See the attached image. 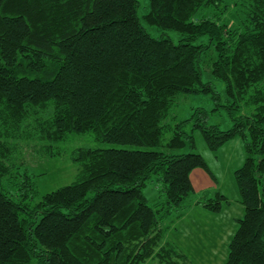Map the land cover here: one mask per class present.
<instances>
[{
	"label": "trees",
	"instance_id": "obj_1",
	"mask_svg": "<svg viewBox=\"0 0 264 264\" xmlns=\"http://www.w3.org/2000/svg\"><path fill=\"white\" fill-rule=\"evenodd\" d=\"M148 4L144 20L178 32L176 43L149 34L137 0H0V264H195L166 232L191 204L218 213L230 203L217 188L186 203L191 171L212 174L193 151L196 128L212 152L243 138L244 213L224 264H264V0ZM209 52L227 104L202 79ZM199 93L227 109L230 128L208 124L202 107L166 122L179 96ZM88 131L135 148H75V180L36 201L34 175L16 171L23 145L58 156L57 143ZM153 176L164 197L150 205Z\"/></svg>",
	"mask_w": 264,
	"mask_h": 264
},
{
	"label": "rangeland",
	"instance_id": "obj_2",
	"mask_svg": "<svg viewBox=\"0 0 264 264\" xmlns=\"http://www.w3.org/2000/svg\"><path fill=\"white\" fill-rule=\"evenodd\" d=\"M137 1L138 17L149 34L153 37H168L176 43L180 38V34L171 30L162 31L156 26L148 24L143 18V15L149 10L148 0ZM232 16L228 13L224 15L226 19H230ZM206 40L207 37L202 36L199 37L195 43H204ZM210 55H212V52L207 53L204 60L201 62L202 79L203 81L209 82L218 92L220 103L227 104L224 82L214 78L211 73L212 59L209 58ZM198 107H202L208 112V124H217L221 129L231 127L232 121L228 115L227 109L221 105L216 106L215 100L212 99L209 94L204 93L179 96L176 100V104L171 108L166 122L172 124L175 120L187 118ZM191 128V122L184 124V129L187 132H190ZM193 135L195 140V148L193 151L200 153L204 157L212 174L202 168H198L200 173L193 175L195 192L190 195L186 203L202 198V192L204 191L202 189L209 190L208 196H211L216 188L229 198L230 203H224L222 210L218 213L209 212L197 214L198 212L194 211L192 213L191 211V214L183 220L185 222L183 226L184 229L180 230V233L183 232L185 236L182 241L183 247L179 248L183 250L195 264H224L228 252V242L237 228L236 218L242 217L244 213L242 206L238 202L239 192L234 178V171L243 164L246 155L244 140L242 137H236L223 144L216 152H212L207 146L199 129H194ZM57 146L61 154L53 157L38 155L32 151L29 146L24 145L18 153L20 156V165L17 166L18 168L16 171L19 173L27 171L34 175L38 194L37 196L34 194L32 197L36 201L40 199L42 194L75 180L78 165L71 159L72 151L75 148L80 146L93 148H135V146L130 144L124 145L97 141L90 131L71 133L64 141L57 143ZM189 151L188 148H183L178 152ZM208 182H210L211 185H208ZM209 186H212V188L209 189ZM5 189L11 192L13 186L7 183ZM144 193L150 205H154L156 201H160L164 197L161 195V183L154 176L148 182L147 187L144 189ZM202 210L208 212L205 209ZM168 220H166L163 225H166ZM170 229H172V227ZM168 231L163 238V242L166 240L174 241V229ZM195 244L205 247H203V249L199 248L194 250H188V247H186L187 245ZM142 264H156V259L152 257L148 258Z\"/></svg>",
	"mask_w": 264,
	"mask_h": 264
},
{
	"label": "crops",
	"instance_id": "obj_3",
	"mask_svg": "<svg viewBox=\"0 0 264 264\" xmlns=\"http://www.w3.org/2000/svg\"><path fill=\"white\" fill-rule=\"evenodd\" d=\"M200 173V170H198V168H195V169H193L192 171H191V173H190V179H191V182H192V184H193V188H194V191H195V184H194V182H193V175L194 174H199ZM208 185H211V183L210 182H208ZM210 188H212V186L210 187L209 186V189ZM202 190H204L202 193L203 194H206V193H209V190H206V189H202ZM203 208H201L200 206H197V205H195V204H191L189 207H187V209L185 210V212H184V215L182 216V217H180V218H178V219H176L175 221H174V223H172V229H174V231H175V236H173L174 238H173V242L176 244V245H178V247H183V245H182V241H183V237L185 236V235H183V232H181L180 233V230H183L184 229V224H185V222L183 221L188 215H190L191 214V211H192V213L195 211V212H198L197 214H203V213H209V212H205L204 210H202ZM189 213V214H188ZM172 229H170L169 231H171ZM168 231V232H169ZM178 235V236H177ZM180 235V236H179ZM186 247H188V250H194V249H199V248H201V249H203V247H205V246H203V245H197V244H195V245H187Z\"/></svg>",
	"mask_w": 264,
	"mask_h": 264
}]
</instances>
